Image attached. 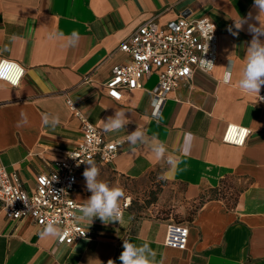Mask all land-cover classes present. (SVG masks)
Listing matches in <instances>:
<instances>
[{"label": "crops", "instance_id": "crops-1", "mask_svg": "<svg viewBox=\"0 0 264 264\" xmlns=\"http://www.w3.org/2000/svg\"><path fill=\"white\" fill-rule=\"evenodd\" d=\"M253 3L0 0V60L24 69L17 87L0 80V167L30 192L36 175L53 170L62 151L80 140L81 123L69 111L67 99L103 132V120L123 111L124 128L104 132L108 139L121 142L119 153L110 163H95L98 179L110 187H119L121 179L161 181L163 195L167 189L174 191L177 220L189 230L185 250L167 247L170 217L140 215L129 208L120 223L87 220L92 236L67 246L58 244L57 237L41 238L42 229L29 220L11 222L0 215V264H108L109 260L121 264L125 241L137 247L149 243L154 258L150 251L142 255L151 264H264V100L259 99L264 86L259 95L238 86L253 38L249 25H264V13ZM181 15L206 17L215 24L217 61L211 73L196 72L191 81L182 82L163 106L159 123L148 93L155 77L144 80L142 88L127 94L123 102L107 97L103 86L112 68L129 60L119 50L122 42L146 20L153 18L165 26ZM240 18L246 22L237 30L234 21ZM73 31L80 37L71 36ZM259 38L264 42V35ZM230 62L232 79L225 84ZM21 113L28 123L18 126ZM44 114L50 120L59 118L54 130L43 125ZM227 124L251 131L243 146L222 142ZM137 129L143 136L130 145L127 136ZM186 134H191L187 145ZM160 144L166 151L157 159L153 149ZM84 170L74 194L81 204L91 195ZM165 172L169 178L158 179ZM223 181L224 196L210 197Z\"/></svg>", "mask_w": 264, "mask_h": 264}, {"label": "built area", "instance_id": "built-area-1", "mask_svg": "<svg viewBox=\"0 0 264 264\" xmlns=\"http://www.w3.org/2000/svg\"><path fill=\"white\" fill-rule=\"evenodd\" d=\"M218 35L215 24L208 18L178 16L165 26H159L153 18L143 22L122 42L119 50L129 60L112 68L109 79L104 83L106 96L115 102H123L130 92L141 89L143 81L155 77L151 95L152 114L159 116L169 96L182 82L192 80L196 72L210 74L213 68L202 64L203 60L217 61ZM7 61V60H0ZM17 65L19 74L11 69ZM6 69L14 75L16 83L0 79L11 87H17L24 75V69L8 61ZM155 75V76H152ZM264 100V96L259 98ZM72 116L81 123V137L70 150L54 162V169L35 177L34 188L27 192L16 184L11 174L0 167V215L6 220L17 222L29 220L39 229L54 221L67 235L58 244L73 245L79 240L92 236L87 220L74 221V214L83 205L74 199L78 175L88 160L98 164L110 163L119 153L121 142L108 139L103 131L91 124L85 115L70 100H66ZM251 131L237 124H227L222 142L233 146H243ZM131 201L125 197L120 201L123 214L129 210ZM18 213V214H17ZM189 230L182 223L170 217L167 224L165 245L185 250Z\"/></svg>", "mask_w": 264, "mask_h": 264}, {"label": "clouds", "instance_id": "clouds-1", "mask_svg": "<svg viewBox=\"0 0 264 264\" xmlns=\"http://www.w3.org/2000/svg\"><path fill=\"white\" fill-rule=\"evenodd\" d=\"M253 7L258 9L260 14L264 13V0H254ZM245 22L246 19L240 18L238 22L234 21V27L239 30ZM249 31L252 33L253 38L248 44L246 63L243 67L241 78L238 81V86L246 93H256L259 95L262 86H264V42H261L259 38L261 35H264V25H260L259 27L249 25ZM52 35L53 33L50 34V39L52 38ZM60 35H63V33H60ZM70 35L77 38L80 37L77 31H73ZM202 64L207 65L209 69L214 67V64L211 61L203 60ZM6 65H8V61H0V79H6L15 84L16 79L14 75L10 74V70L6 69ZM232 68L233 65L231 62L228 67L225 68L223 76L225 84L231 82ZM11 69L15 70L16 74H19V72L22 71L17 65H11ZM154 118H157V122L159 123L158 113H154ZM103 122V130L105 133L120 131L124 128L126 123L125 113L123 111H117L114 116L107 117ZM27 123L28 120L26 114L21 113V122L18 126H23ZM42 123L54 130L59 124V118L52 117L50 120L49 115L44 114L42 116ZM142 136V131L137 129L127 136V142L130 145H136ZM190 140L191 134H186V145ZM181 150L186 151L187 148L185 147ZM165 151L166 149L163 144H160V146L153 149V153L157 159L162 158ZM84 164H86V167L83 171V177L86 181V189L91 195L78 209L79 214H74V221L81 222L88 220L92 223L94 218H98L105 224L112 222L120 223L122 220L120 201L125 198L124 190L120 187H110L107 182L99 180L100 169L94 161L88 160ZM168 178L169 174L167 172L162 173L158 177L160 180H167ZM39 235L41 238L57 237L60 240H63L67 235V232L58 227L54 221H49L43 227ZM145 251L152 252L154 258L155 252L151 249L149 243H144L142 246L137 247L135 244L125 241L123 243V251L119 256V260L121 261V264H151L149 259L142 255ZM108 264H115V262L109 260Z\"/></svg>", "mask_w": 264, "mask_h": 264}, {"label": "rangeland", "instance_id": "rangeland-1", "mask_svg": "<svg viewBox=\"0 0 264 264\" xmlns=\"http://www.w3.org/2000/svg\"><path fill=\"white\" fill-rule=\"evenodd\" d=\"M119 187L124 190L125 196L130 197V209L140 215L156 214L162 217H173L177 219L174 196L172 189H167L163 195L164 188L162 182L147 181H129L121 179Z\"/></svg>", "mask_w": 264, "mask_h": 264}, {"label": "trees", "instance_id": "trees-1", "mask_svg": "<svg viewBox=\"0 0 264 264\" xmlns=\"http://www.w3.org/2000/svg\"><path fill=\"white\" fill-rule=\"evenodd\" d=\"M227 190V184L223 181L221 182L220 186L218 188H216L215 190H212V192L210 193V197L213 198H217L220 197L222 198L224 196V191ZM234 195L231 199H233L232 201H234ZM177 222H182L181 220H177ZM183 223V222H182Z\"/></svg>", "mask_w": 264, "mask_h": 264}]
</instances>
